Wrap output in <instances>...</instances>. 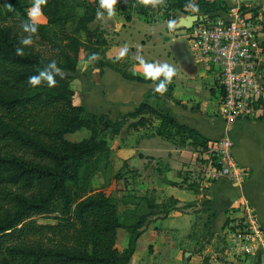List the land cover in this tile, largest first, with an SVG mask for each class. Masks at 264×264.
Returning a JSON list of instances; mask_svg holds the SVG:
<instances>
[{
	"label": "trees",
	"instance_id": "trees-1",
	"mask_svg": "<svg viewBox=\"0 0 264 264\" xmlns=\"http://www.w3.org/2000/svg\"><path fill=\"white\" fill-rule=\"evenodd\" d=\"M188 2L170 0L165 5L167 17L177 11L191 14L184 7ZM194 2L199 5L194 14L200 18L214 19L218 12L228 10L223 0ZM136 3L138 0H126V4L119 0L116 8L130 22V9ZM79 7L84 9L82 15L76 13ZM98 7V0L79 4L75 0H48L43 6L47 24L38 25L33 43L38 37L52 40V55L37 51L32 44L24 47L23 56H17L15 49L27 35L20 26L27 20V6L23 0H0V264H129L150 216L145 214L136 223L126 224L117 200L91 189L92 178L111 167L107 135H118L131 119L139 118L128 125L129 129L147 127L156 119L160 121L156 134L179 148L193 146L206 152L213 142L147 102L116 121L88 115L85 106L74 104L72 82L79 74L81 52L91 50L81 36L89 32ZM147 7L138 6L137 10L141 14L158 10ZM101 34L96 45L105 47L107 41ZM51 60L62 69L63 78L56 76L57 86L45 83L30 87L28 77L38 74ZM95 64L110 67L127 81L152 83L120 68L118 59H100ZM172 90L168 86L164 94L169 96ZM260 104L264 105V100ZM83 129L89 135L82 141L67 138ZM163 207L167 213L168 205ZM57 213L62 215L57 225H37L30 220L34 215ZM212 216L215 214L207 224L215 220ZM230 222L227 219L226 224ZM120 228L130 235L124 251L117 248ZM208 260L204 264H209Z\"/></svg>",
	"mask_w": 264,
	"mask_h": 264
},
{
	"label": "crops",
	"instance_id": "crops-1",
	"mask_svg": "<svg viewBox=\"0 0 264 264\" xmlns=\"http://www.w3.org/2000/svg\"><path fill=\"white\" fill-rule=\"evenodd\" d=\"M223 1L228 6V10L235 7L241 8L242 10L251 12L255 17H259L264 20V0ZM138 6L140 8L142 7L141 4L136 3L135 6L130 9L132 19L133 14L136 13L147 23L160 20L156 18V20L152 19V15H154L157 11L149 10V12L141 14L137 10ZM228 10L220 11L218 12V15ZM116 11L115 16H118L121 12L117 10V8ZM166 12L161 20H174V17L172 16L173 13H171V17L169 18L167 17ZM181 14L184 16H180L178 18L177 25L181 19L189 16H195L193 12L189 15L184 13ZM109 22L112 24L111 21ZM98 23L101 24L106 22ZM102 29L105 30L104 28ZM111 29H113V26ZM174 31L177 33L176 36H178L179 32L183 31L185 33L186 29H177L176 27ZM177 40L178 38L176 37L174 42H177ZM140 52L141 50H137L138 54ZM173 52L177 56L178 60L173 54L174 58L177 62L180 61L188 74L195 75V73L198 72L199 69L197 70L196 68V59H193L194 56L190 55L187 46L184 50L181 46H176V48L173 49ZM119 53L120 52L116 49V47L108 46V50H106L104 56L100 59L104 62L118 59V65L120 68L129 72V69L133 67L135 68V71H137L134 75L145 79L138 62H130V51H128L124 58H118ZM202 72L201 74L203 80L205 79L207 81L206 87H204V89H201V87L200 89H197V87H195V94L182 99H179L174 95L175 76L173 77L172 83L169 85L173 87L169 96L154 92L151 82L137 83L127 81L122 78L120 73L110 67L100 68L97 66V68L94 69V73L97 78L96 82L91 81L96 84L97 89L99 90L97 104L100 109L99 113L101 114L98 115L104 116L106 120L116 121L126 114L134 111L142 103L147 102L156 108H161L170 112L172 116L181 124L199 131L205 138L211 141L219 140L224 136H228L232 139L234 143V157L245 172L244 181L239 186H233L225 179H219V181L210 185L206 183H197L194 180H188L189 178L184 175V172L196 169L197 166H195V162L199 158L198 154L203 152L193 146L179 148L164 138L158 136L156 134V129L160 126V121L156 119H153L151 124L147 127L129 129V124L136 123L139 120V118L131 119L129 123L122 128L118 135H112L110 133L107 135V139L113 153L111 139L108 137L111 136L112 139H117L124 129L132 131V137H135V141H131L130 139L129 148H122L117 152V155L119 156L122 152L130 154V157H126L127 159L120 156L123 160H128L130 171L140 169L146 161L152 163L150 164L151 167L156 166L154 168L157 172L154 175L152 174V181H150L151 183H149L150 185L147 188H151V190L155 192L157 201H154V197L146 199L148 204L147 214H149L150 217L143 229L142 235L147 230L154 229L155 232H164L166 236L161 240L159 245L157 244L156 246H151V252L155 254L158 253V255L161 256L162 251L160 245L162 244L166 251V261H172L175 258L173 254L179 251L178 256H180L182 261L186 259L189 260L186 264H202V261L204 260L205 262L206 258L209 259V264H233L231 263L233 261L232 259L228 260V258L219 257L215 251H211L208 257H202V254H204L203 256H206V253H204L205 249L209 246L208 243L211 242H207V244L204 242L201 246H197L199 249L194 255L189 251H184V249L187 248L188 250H191L187 243H192L191 246L196 243H194L193 239L190 237V234L195 232L193 228H195L194 224L196 219H200L201 216H206V221L205 223H202V228L209 225L215 229L218 223L228 217V211L231 209L233 201L238 198H245L251 203L252 207L256 211L262 229L264 230V105L259 104L261 111L258 113V117L255 122L248 123L247 121H241L231 128H224L225 126L223 127V124L225 123L217 116L219 103L221 101L219 76L218 74L213 73L211 69L210 71L207 70L206 72ZM75 81L78 82V86L83 93L88 91V83L91 82L89 79L85 77L83 81L80 82L77 79H74L72 85H74ZM81 84L83 85L81 86ZM73 90H76L75 87ZM262 100H264V95ZM79 105L85 106L88 110L86 105ZM68 139L71 140L69 137ZM153 139L156 140L154 141ZM157 139L161 140L157 141ZM159 144L162 145L160 149L157 148ZM155 145L156 149L154 148ZM156 153H158L159 156H156ZM163 154H166L168 159H163ZM137 158L140 159L142 164L136 162ZM132 162L137 164L132 166ZM157 162L164 165V167L155 165ZM162 168L165 171L160 172L159 169ZM168 174L171 175L170 178H168ZM146 186L148 185L146 184ZM112 197L116 199L118 196ZM164 199L167 200L162 202ZM170 199L176 200V203L170 202ZM206 202H209V205H205ZM166 204L168 205L167 213H165L166 209L163 207V205ZM118 212L121 215L119 206ZM212 213L215 214V216H212L215 217V220L212 223L207 224L208 218ZM169 218H174L173 226L163 227L161 220L165 221V219ZM124 230L123 234L119 235V237L117 232V248L120 251H124L129 245L130 235L126 229ZM213 232L214 231H212V229H207L208 236L213 237ZM182 234L184 237L180 243L175 238V235L180 236ZM138 241L136 243L135 253L133 254L129 264H159V260H157L158 256H156L152 262L150 261L148 263H146L143 259L136 257ZM185 253H188L187 258H185ZM191 255L193 256L189 259ZM239 260H241V258ZM248 261L245 263L234 262V264H248ZM257 262L258 264H263L264 259L262 261V259L258 256Z\"/></svg>",
	"mask_w": 264,
	"mask_h": 264
},
{
	"label": "rangeland",
	"instance_id": "rangeland-1",
	"mask_svg": "<svg viewBox=\"0 0 264 264\" xmlns=\"http://www.w3.org/2000/svg\"><path fill=\"white\" fill-rule=\"evenodd\" d=\"M23 1L26 4L27 9H29L32 6V0H23ZM87 1H92V0H75V3L79 4ZM169 1L170 0H166L165 5H169ZM165 5L157 7L158 10H156L157 12L154 13V15H152V19L156 18L160 20L154 21L152 23H147L146 21L141 19L136 13L133 14L132 21L128 22L126 20L125 15H123L122 12L111 20L112 24L109 21L101 24L94 21V23H92L89 26V32L85 34L83 33L81 36L82 41L88 43L87 45L88 47L91 48V50H89V52H81V60L78 65L79 74L76 77V79L80 82L83 81V79L86 77L90 81L92 80L96 82L97 78H96V74L94 73V69L97 68L95 64L96 62L88 63L87 61H85V58L90 55L89 53H91V51L95 50L97 53H99L101 58L102 56H104L106 50H108V46L116 47V49L120 52L123 46L127 45L130 51L129 58L131 63L138 62L135 56L136 54H138L137 50H141L139 55H141L146 61L161 62V63L167 62L176 69V75L174 80V84H175L174 95L177 98L182 99L192 96L193 94H195L194 93L195 87H197V89H200V87L201 89H204V87H206L207 85V81L205 79L203 80L201 72L202 71L206 72L207 70L210 71V69L200 66L195 62L197 70L199 69L200 71L198 70V72H196L195 75H191L186 72L180 61L177 62L178 58L173 52V49H175L176 46H181L183 50L187 46L190 55L194 56V54L190 42L187 40L186 33L182 31L178 33V36L181 37L176 36L177 33L174 30L170 31L167 28V23H166L167 21L161 20L163 19V15L167 10L165 8ZM83 11L84 9L82 7L76 9V13L78 15H82ZM181 13L182 12H178V11L173 13L172 16L174 17V20L176 22H178V18L180 16H184ZM39 24L42 25L47 24V19L45 18L44 15L40 19ZM112 26L113 29H111ZM102 28H104L105 30H103ZM99 34L103 35L107 41V45L105 47H102L101 45H96V41H99L98 39H100ZM58 36H60L59 33ZM176 37L178 38V40L177 42H174ZM52 38H55V36H52ZM33 44H35L34 46L36 50L39 52L45 54L48 53L52 55V52L54 51V45H53L54 42L52 40H44L38 37ZM173 54L175 55L177 60L174 58ZM193 59L195 58L193 57ZM211 71L215 74H218V71L215 69H212ZM129 72L135 74L137 71H135V68L131 67L129 69ZM92 81L88 83V91L86 93H83V91L80 90L77 81H75L74 85H72V88L75 87L76 89L74 90L75 92L74 104L86 105L88 107V113H87L88 115L101 114L99 113L100 109L97 104L99 90L97 89L96 84L93 83ZM82 85L83 84H81V86ZM258 113H260V111ZM258 113L255 115L254 118L248 120L247 122L248 123L255 122L256 118L258 117ZM224 126L225 124H223V127ZM224 128H226V126ZM88 135H89L88 131L83 130L81 132L71 134L67 136V138L69 137L71 141L74 142H80ZM132 136H133L132 131H127L126 129H124L121 135L117 139H112L111 136L108 137L109 139H111V144L113 148V153L111 155V169L100 171L91 180V189H93L94 193L104 192L110 196H114V197L118 196L116 199L118 202L117 204L119 206V209L121 211V219L124 223L129 225L136 223L142 215L147 214L148 204L146 202V199H151L152 197H154V201H157L155 192L151 190V188H147L150 185L149 183H151L150 181H152V174L154 175L157 172L155 171L154 168L156 166L151 167L150 164L152 163L146 161V163L145 164L143 163L140 169L130 171V168L128 166V160L122 159V158L125 159L126 157L127 158L130 157V154L126 152H122V154L120 155L122 158H120V156L117 155L118 150H121L122 148L123 149L129 148L130 139L131 141H135V137ZM159 140L161 139H157V141ZM161 146L162 145L159 144L157 148L160 149ZM154 148L156 149V145ZM155 155L159 156L158 153H156ZM198 157L199 158L195 162L196 164L195 166H197L196 169L192 171L184 172V175H186L189 178L188 180L191 181L194 180L197 183L198 182L201 184L206 183L209 185L219 181V179H212L206 175V171L203 168L206 161L205 152L199 153ZM163 159H168V156L166 154H163ZM136 162L142 164L139 158H137ZM137 163L132 162V166ZM155 165L164 167V165H161L158 162ZM159 171L163 172L165 170L162 168L159 169ZM170 177L171 175L168 174V178ZM146 184L148 186H146ZM166 200L167 199H164L162 200V202ZM227 218L231 220V222L228 224H226ZM227 218L221 221L220 223H218L215 229L213 227H210L209 225L206 226L205 228H202V223H205L206 216H201L200 219H196L194 224L195 228H193L195 232L190 234V237L193 239L194 243L195 242L196 243L193 246H191L192 243L190 242L187 243V245L191 250L185 248L184 251H189L194 255L198 252L199 247L197 246H201L204 242H206V244L207 242H211L208 243L209 246H207L205 249L204 253H206V256H203L204 254H202V257H208L211 251H215L219 257L228 258V260L232 259L233 261L231 263L233 264L234 262L245 263L248 260H250L248 261V264H258L257 262L258 256L263 261L264 253L251 257L250 256L237 257L231 253V249L228 244L229 241L226 240L225 227H229V225L234 222L233 221L234 213L232 207L228 211ZM61 219H62V215L60 213L50 214V215H46V214L34 215L32 218H30V220L35 222L37 225H57L60 223ZM173 221L174 218H169V219H165V221L161 220V223L163 227H170L173 226ZM208 228L214 231L212 234L213 237L207 235ZM124 231H125L124 229H119L118 237L119 235H122ZM165 236L166 235L164 232H160V233L157 231L155 232L154 229L147 230L138 241L136 257H138L139 259H143L146 263L150 261L152 262L156 256H158L157 260H159L158 261L159 264L188 263L189 261L188 259L183 261L182 259H180V256H178L179 251L173 254L175 258L172 261H166L165 260L166 251L162 244L160 245L162 251L161 256H159L158 253L155 254L151 252L150 250L151 246L153 245L156 246L157 244L159 245V243L161 242L162 239L165 238ZM183 237H184L183 234L180 236L175 235V238L180 243L182 242ZM193 255H191L189 259ZM187 257H188V253H185V258ZM240 258L241 260H239ZM202 264H204V260L202 261Z\"/></svg>",
	"mask_w": 264,
	"mask_h": 264
},
{
	"label": "built area",
	"instance_id": "built-area-1",
	"mask_svg": "<svg viewBox=\"0 0 264 264\" xmlns=\"http://www.w3.org/2000/svg\"><path fill=\"white\" fill-rule=\"evenodd\" d=\"M185 31L197 64L215 69L223 91L217 116L231 128L261 111L264 95V20L241 8H231L216 18H202ZM234 143L223 138L209 143L204 170L212 179L235 186L245 172L234 157ZM233 223L225 227L231 253L237 257L264 252V230L256 211L245 198L235 199Z\"/></svg>",
	"mask_w": 264,
	"mask_h": 264
},
{
	"label": "clouds",
	"instance_id": "clouds-1",
	"mask_svg": "<svg viewBox=\"0 0 264 264\" xmlns=\"http://www.w3.org/2000/svg\"><path fill=\"white\" fill-rule=\"evenodd\" d=\"M119 0H98L99 7L96 10L95 21L107 22L111 21L116 15V6ZM48 0H32V6L27 9V20L21 22V28L25 35L20 39L18 46L15 49L17 56L24 55V47L33 44V37L38 32V24L43 17V6H46ZM126 4V0H124ZM138 3L147 7L157 8L165 5L166 0H138ZM10 11L13 10L11 5H5ZM135 6V4L133 5ZM186 10H191L193 13L199 12V5L194 0H189L184 5ZM167 28L171 31L177 27L175 20H169L166 22ZM129 49L127 45H124L119 53L118 58H124ZM136 60L140 68L142 69L145 80L152 81L153 91L158 94H164L168 90V86L172 83L173 77L176 75V69L167 62H148L141 55L136 54ZM100 60L99 53H92L88 58V63H94ZM62 75V69L58 66L57 61L51 60L48 62L38 74L28 77L27 84L30 87H38L42 84H47L48 87H56V76Z\"/></svg>",
	"mask_w": 264,
	"mask_h": 264
},
{
	"label": "water",
	"instance_id": "water-1",
	"mask_svg": "<svg viewBox=\"0 0 264 264\" xmlns=\"http://www.w3.org/2000/svg\"><path fill=\"white\" fill-rule=\"evenodd\" d=\"M202 20L203 19L197 15L183 18L180 20L179 24L177 25V29H186V30L190 29L194 24Z\"/></svg>",
	"mask_w": 264,
	"mask_h": 264
}]
</instances>
